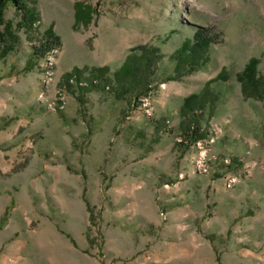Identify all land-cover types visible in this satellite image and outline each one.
Listing matches in <instances>:
<instances>
[{
    "label": "rangeland",
    "instance_id": "rangeland-1",
    "mask_svg": "<svg viewBox=\"0 0 264 264\" xmlns=\"http://www.w3.org/2000/svg\"><path fill=\"white\" fill-rule=\"evenodd\" d=\"M26 1L34 30L15 28L7 6L18 41L0 44V240L24 234L8 220L15 196L43 204L39 261L17 264H264V95L245 94L238 77L255 57L264 78V0ZM199 27L207 59L177 75L169 56ZM48 28L60 44L41 56L34 46ZM151 48L163 56L134 84L146 94L132 97L117 73ZM75 78L96 85L77 88ZM191 94L202 101L195 141L183 139ZM83 186V244L74 238L59 262L51 200L69 190L83 198Z\"/></svg>",
    "mask_w": 264,
    "mask_h": 264
},
{
    "label": "trees",
    "instance_id": "trees-1",
    "mask_svg": "<svg viewBox=\"0 0 264 264\" xmlns=\"http://www.w3.org/2000/svg\"><path fill=\"white\" fill-rule=\"evenodd\" d=\"M7 6L14 7L17 12L18 19L15 22V28L18 30L23 29V31L31 33L39 21L38 13L35 9H32L33 7L31 8V6L28 5L26 0H0V23L4 24V28L0 30V44H3L2 47L5 51H8L13 47V43H11L12 41H18L16 40L18 39L17 36H14L15 34L12 30V23H4L3 20V13ZM208 40L209 36L207 28L199 27L193 31L191 38L184 39L179 47L171 52L169 58L173 61V67L177 75L192 72L203 65L207 59V53L209 50ZM37 42L38 44L34 46L36 54L38 53L43 56L50 52V50L54 48L53 46H59L60 39L51 28H48L42 33V36H39ZM147 48L150 47H146V49ZM146 49L144 51H146ZM144 51L139 50L141 54H131L126 59L127 62L122 65L119 72H116L119 79L124 78L123 80H118L123 87L128 88V86H132L134 88L132 97H139L141 94H146V85L143 89H139L140 86L135 87L134 84L136 81H139L138 78L140 75L145 83L146 80L144 78L148 77L149 79V77L154 74L156 63L153 62L163 56L160 53L157 54V48H151L149 51L151 54L148 57L143 55ZM153 54L155 55L154 59L152 58ZM135 58H141V61L135 60ZM74 71L78 72L79 70L75 68ZM218 76H220V74ZM238 77L241 82V89L245 94L253 93L256 96L263 97L264 78L257 73V59L255 57L249 59ZM75 79L77 82L74 81L73 83L77 85V88L83 89L89 85H96L89 81L91 84L87 83V85H89L86 86L80 84V81H82L83 78ZM67 85L70 86L73 84L69 83L67 80ZM105 88L108 89V86H105ZM137 89L139 90L137 91ZM201 102V97H199L198 94H191L183 101L182 110L190 115V117L187 118L186 126L183 129V135L185 137L183 139L185 140L195 141L198 138L204 137L199 121L195 117V112H193L196 107H201V105H199Z\"/></svg>",
    "mask_w": 264,
    "mask_h": 264
},
{
    "label": "crops",
    "instance_id": "crops-1",
    "mask_svg": "<svg viewBox=\"0 0 264 264\" xmlns=\"http://www.w3.org/2000/svg\"><path fill=\"white\" fill-rule=\"evenodd\" d=\"M65 179L72 178L71 176H65ZM69 189L72 187L69 186ZM66 193L64 199L59 198L55 195L54 199L51 200L53 207V213L50 214V224H54L55 232L54 237L58 239V244L53 245L52 254L58 258L57 261H62V255L68 252L72 255L74 253L75 245L73 244V239L78 246L83 244V238L81 237L82 226L89 223V213H88V190L83 186V198L82 193L78 191L69 190ZM60 195V194H59ZM66 200V201H65ZM49 200V204L51 205ZM39 203V206H38ZM14 207L12 208L11 215L9 216V222L13 221L15 224H19L24 234L21 236L17 234V239L9 242L7 245L0 240V264H12L13 262L17 264L19 262L31 261L38 262V253L34 251V237L33 232H36L34 225L40 223L39 215L36 210L39 209L43 204L34 197V193L30 194L28 192L20 193L14 197ZM70 207H77L78 211H70ZM64 208V210L62 209ZM66 224L62 227L60 224ZM67 234L71 235L66 236ZM78 240V242H77ZM8 243V244H9ZM61 248V249H60ZM54 262L57 263L55 258ZM49 261V260H48Z\"/></svg>",
    "mask_w": 264,
    "mask_h": 264
},
{
    "label": "bare ground",
    "instance_id": "bare-ground-1",
    "mask_svg": "<svg viewBox=\"0 0 264 264\" xmlns=\"http://www.w3.org/2000/svg\"><path fill=\"white\" fill-rule=\"evenodd\" d=\"M81 84V83H80Z\"/></svg>",
    "mask_w": 264,
    "mask_h": 264
}]
</instances>
